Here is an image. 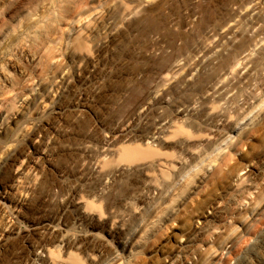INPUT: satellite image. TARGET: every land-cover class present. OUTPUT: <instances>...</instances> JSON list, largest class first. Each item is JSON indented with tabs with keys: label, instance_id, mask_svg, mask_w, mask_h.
Segmentation results:
<instances>
[{
	"label": "rangeland",
	"instance_id": "1",
	"mask_svg": "<svg viewBox=\"0 0 264 264\" xmlns=\"http://www.w3.org/2000/svg\"><path fill=\"white\" fill-rule=\"evenodd\" d=\"M87 3L0 114V264H264V0Z\"/></svg>",
	"mask_w": 264,
	"mask_h": 264
},
{
	"label": "bare ground",
	"instance_id": "2",
	"mask_svg": "<svg viewBox=\"0 0 264 264\" xmlns=\"http://www.w3.org/2000/svg\"><path fill=\"white\" fill-rule=\"evenodd\" d=\"M88 0H82L84 8ZM78 0H0V114L7 116L16 99L34 91V74L41 77L53 59L61 19L76 10ZM18 57L33 65L28 72ZM123 247V246H122Z\"/></svg>",
	"mask_w": 264,
	"mask_h": 264
},
{
	"label": "built area",
	"instance_id": "3",
	"mask_svg": "<svg viewBox=\"0 0 264 264\" xmlns=\"http://www.w3.org/2000/svg\"><path fill=\"white\" fill-rule=\"evenodd\" d=\"M230 264H233V261H231Z\"/></svg>",
	"mask_w": 264,
	"mask_h": 264
}]
</instances>
